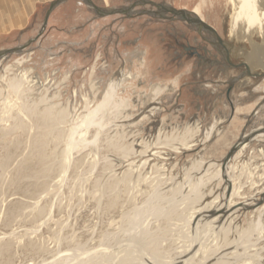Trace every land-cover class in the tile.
<instances>
[{
    "label": "rangeland",
    "instance_id": "rangeland-1",
    "mask_svg": "<svg viewBox=\"0 0 264 264\" xmlns=\"http://www.w3.org/2000/svg\"><path fill=\"white\" fill-rule=\"evenodd\" d=\"M53 1L32 2V7L37 9L31 10L34 14L21 33L0 35V264H80V261H83L81 264H107L89 257L97 255L103 244L114 247L122 243V247L129 234L127 231L135 227L142 230L143 244L149 239L164 237L160 240L163 250L159 253L168 257L173 248L168 241L172 243L182 238L180 226L188 213L186 208L199 201V192L200 195L212 192L206 202L216 197L225 200L226 178L222 176V163L231 147L243 136L251 139L253 131V140L239 150L226 167H231L234 186H241L242 199L235 202L256 198L257 204L264 198V193H259L264 188V130H258L264 128V78L248 80V86L254 91L249 98L233 99V110L225 100L213 102L212 95H206L203 104L189 88L194 81L191 62L178 59L170 50L173 44L161 40L165 38L161 32L168 23L148 15H136L144 6H136L135 15L129 17L105 16L80 0H66L52 9L44 24ZM91 1L100 9H120L140 0ZM149 1L168 3L186 11L198 9L202 19L215 26L226 39L234 32L242 48L235 56L250 59L251 67L258 71L254 56L257 53L264 58L259 48L264 34L250 31L248 39L254 53L245 47L247 37L243 29L247 23L240 0ZM260 8L257 10L254 2L249 12L254 17L257 13L264 18V10ZM182 26L178 21L171 24L181 31ZM178 65L181 69H177ZM122 72L130 78H123L112 100L114 103L123 101V106L118 107L121 116L112 119L115 114L112 109L103 114L104 129L98 134L99 138L94 137L98 130L93 126L85 136L84 131L77 133L74 138L83 134L88 145L73 148L70 165L64 169L67 137L72 136L76 117L85 103L91 109L100 103L112 79ZM206 77L212 76L207 73ZM161 84L166 85V89L151 103V92ZM202 84L207 85V89L213 88L209 81ZM44 107L57 109L53 112L55 116L61 110L64 116L68 114L50 136L43 135L35 123L43 117L39 113ZM153 107L156 110L152 113ZM122 116L137 121L128 130L160 153L158 168L163 172L148 171L145 178L149 179L140 186L132 182L114 191L111 187L115 180H106L107 175L102 178L110 172V164L109 161L102 163L101 158L107 156L108 160L114 155L107 150V144L115 130H123L115 127L121 124ZM123 132L125 134V130ZM39 135L46 136L45 154L51 156L54 163L45 178L44 188L37 185L41 181L32 178L33 172L40 173L42 169L34 150V139ZM43 136L37 138L38 141ZM102 165L107 170L104 173L100 171ZM200 165L202 170L208 167L209 180L206 187L199 188L195 181L205 174L198 172ZM187 171L194 177L197 188L190 198L187 196L185 200L178 192L151 198V183L156 176L164 175L167 181L180 183ZM125 182L131 184L129 179ZM261 207L248 206L240 213L236 241L247 243L248 252L243 255L245 260L238 264H264V208ZM156 210L160 212L154 214ZM131 221L134 225L129 229ZM143 228L151 235H146ZM160 231L165 234L161 235ZM231 234L228 233L229 240L233 238Z\"/></svg>",
    "mask_w": 264,
    "mask_h": 264
},
{
    "label": "bare ground",
    "instance_id": "bare-ground-1",
    "mask_svg": "<svg viewBox=\"0 0 264 264\" xmlns=\"http://www.w3.org/2000/svg\"><path fill=\"white\" fill-rule=\"evenodd\" d=\"M240 1H241L240 7L243 8L242 13L248 14V12L246 11V8H244V7H248V3L245 0H240ZM256 1L259 3L261 8L264 10V0H256ZM249 8H251V7L249 6ZM194 13L202 19L198 9H195ZM251 16H252L251 13H249L248 19L246 20L247 25L250 27L249 31H251V34H252V31H253V34L256 31V32H258L257 34L261 35L263 33V30H264L262 19L257 15H256V17H254V16L251 17ZM252 29H254V30H252ZM249 35H250V33H249ZM255 55L259 56V54H257V53ZM124 75H125L124 72L118 73L116 76L117 78L116 79L113 78L112 81L110 82V84L108 85V87L105 91V95H104V97H102L103 100L100 103L95 104V107L92 109H91L90 105L85 103V106L83 107L82 112H80L81 114L76 117V120L74 119L75 120V123H73L74 128L72 127V130H71L72 136L67 137V138H69V142L67 143V148L65 151V159H64V167H63L64 169H67L70 165L71 150L75 147H80V146L82 147V146L87 144L86 141L88 139L87 140L85 139V137H84L85 133L88 132L89 129L93 126V127H96V129L98 130V133L94 137H98V134L100 133V131L104 129L103 114L109 113V111L112 109V111H114V113H115L113 116H111L112 119H116L119 115L121 116L122 112L118 111V107L123 106V104H124L123 101H120V102L118 101V103H114L112 100L115 98L116 91L118 90L119 86L121 85L123 78H125V77L130 78V75H127L128 77L124 76ZM164 89H166V85L163 86L161 84V85H159V87L157 89H155L151 92V99H150L151 103H155L158 100L157 98L162 94ZM46 93H47V91H46ZM48 100L49 99H47V101ZM54 109L55 108H53V107L52 108L51 107H44V109L39 113L40 116H43V117L39 118L35 121V123L38 126H40V127H38L39 131H41L43 135L48 134V136H50V134H52L54 132V130L56 129L57 124H59L58 122L62 123L63 121H65L66 117H68L67 116L68 114H66L64 116V114H63L64 110L59 111L57 116H55L53 114ZM55 110H57V109H55ZM155 110H156V107H153L152 113L155 112ZM33 113H35V112H33ZM126 113H127V110H126ZM61 115H63L62 118L60 117ZM120 120H121V124L115 125V127L116 128L120 127L121 129L125 130V134H124L123 130H115V133L111 136V138L109 139L108 144H107V146H108L107 150H109L110 152H113L114 155L111 156V158L108 160L106 159L107 156L101 158L102 163L109 161L108 163L110 164L108 167V169H110V172L103 174L102 178L105 179L106 175H107L106 180L111 179V178L115 180L113 187L110 186L111 188H113L114 191L117 189L118 186L124 187V184H125V187H126L127 185H132V182L137 184L138 186H140L141 183H144L147 181V179H149V178H147V179L145 178L146 174H148V171H153L152 173H155V174L156 173L159 174V173L163 172V171L160 172L161 168H158L159 167L158 165L160 164V161H159L160 153L158 151H156L155 148L151 147V145H148L147 142H145V143L141 142V140H140L141 138L138 139V137L136 136L137 134L132 135V133H130V131L128 130V129L134 127L135 126L134 124L137 123V121H135V119L133 117L131 118L130 116L129 117L128 116L127 117L122 116L120 118ZM140 120H142V119H140ZM108 129H110V128H108ZM93 130H94V128H93ZM105 130L107 131V129H105ZM83 131H84V136H83V134H80L79 137L74 138V136L77 133L83 132ZM69 133H71V132H69ZM43 135H39V136L35 137V139H34V145H35L34 150H35V152H37V163H39L41 165L42 169H41L40 173L35 174L33 172V175H32V178H34V180L36 182L41 181L40 184H37L41 188H44V186L47 185L45 178L47 177L49 172L52 170V167L54 165V163L51 159V156H49V155L47 156L45 154L44 147L47 146L48 142L47 143L44 142V138L46 136H43ZM70 135L71 134H69V136ZM41 136H43V137L38 141L39 137H41ZM208 136H209V134H208ZM158 137L159 136H157V139L159 140L160 137L159 138ZM258 137L263 138V135H261V136L258 135ZM95 140L93 141L94 144L97 143V141H95ZM179 141H181V140H179ZM50 142H52V140ZM186 143H187V141H186ZM94 144H92V146ZM98 144H99V142H98ZM245 146H243L242 148H244ZM108 155H110V154H108ZM102 166H103V169L101 168L100 171L103 170V173H104V171H107V170H104L105 169L104 165H102ZM230 168L231 167H226L225 170H223V171L221 170L222 176L224 177V179L226 178L224 189L227 191L228 187L231 188V193L229 194V197L225 198V200H224V198H222L221 200H218V198L216 197L214 199L212 198L213 200L206 202V197L212 195V192L210 191L206 195H204V194L200 195L201 192H199L200 194L198 195V197L201 196V198H197V200L199 199V201L196 202V204H191L188 207V209L186 208V212H188V213L185 212L186 214L184 217L183 224H181V226H180V228H183L182 238L180 240L178 239V241H173L172 243L170 241H168L170 243L169 244L170 248L173 247L172 252L167 254L168 257H163L159 253V251L163 250L161 245H160V242H161L160 240H164L165 239L164 237L162 239H160V238L149 239V241L147 243L143 244L141 242L142 230H135L136 229V227H135L134 229L132 228L131 230L127 231V232H129V234L127 235L128 237H127L126 241L123 243L122 247H121L122 243L119 245H115L114 247L112 245L104 246V244H103V245H101L103 247L102 248L100 247L101 249L99 248L100 250L98 251V254L94 255V256H90L89 259L91 260V258H94V259L99 258L101 262H106L107 264L108 263L109 264H134V263L137 264L138 262L140 264H143L144 261L148 262L147 264H236L237 262L241 261L242 259H244L243 255H247L248 248L245 245L247 243H243L241 241H236L237 238H236L235 233H237V229L240 227V226H238L239 225V219H240V217H242L240 215V213L243 210L247 209L248 206L255 205L256 204L255 202L257 201V199L252 198L251 200H248V202L247 201H243V202H238V201L235 202L234 201L235 199H238V200L242 199V198H240L241 197V194H240V187L241 186L239 188H237V186H234L235 185V178L231 174ZM121 169L122 170L124 169L123 172H121ZM200 171H203L205 173L204 174L205 178L203 176L202 177L198 176L200 178L197 179L196 181L194 180L196 183H199V186H198L199 188L203 187L205 185L207 186V181L209 180L208 176L206 174L208 172V167H206V168L204 167L202 170L201 165H200L198 172H200ZM221 172H220V175H221ZM163 176H161V177L156 176V178H154L153 182L151 183V185H153L152 186L153 187V196L151 198H153V197L160 198L162 195H164L166 193H171V194L176 193L177 194V192H178L179 195L183 196V199H185L187 196L189 197L190 194L197 192L196 185L194 184V181H193L194 177L192 175H190V172L185 174V178H183V182L181 179L180 183L172 181V180L169 182V181H167V179L163 178ZM127 179H129L131 181V184H127L125 182ZM101 181H102V179H101ZM102 184H103V182H102ZM108 185H109V183H108ZM99 186H100V184H99ZM198 191H199V189H198ZM201 191H202V189H201ZM100 192H101V190H100ZM259 193H264V188ZM179 195L177 198H179ZM111 196H113V195H111ZM104 197H106V195ZM194 198H196V196ZM194 198H192V199H194ZM194 200L197 201L196 199H194ZM112 204L114 205V203H112ZM261 208H264V204ZM158 212H160V211L156 210L153 213L157 214ZM139 213L140 212H138V215H140ZM253 213H254V211H253ZM255 214H256V212H255ZM154 217H155V215H154ZM162 217H164V216L162 215ZM157 218H159V215ZM133 223H134V221L130 222L129 229L131 228L130 226L134 225ZM156 229H159V228H156ZM167 229L169 230V228H167ZM161 230L164 231V229H161ZM170 230H172V229H170ZM163 231H160L159 233L161 235H164L165 233ZM143 232L145 233V232H147V230H145L143 228ZM177 233H176V235H177ZM228 233H232L231 235L233 238L231 240L228 239ZM145 234L149 235V236L151 235V233L150 234L145 233ZM174 240H176V239H174ZM152 244H155V245L150 247ZM82 262L83 261H80L79 263L81 264Z\"/></svg>",
    "mask_w": 264,
    "mask_h": 264
},
{
    "label": "flooded vegetation",
    "instance_id": "flooded-vegetation-1",
    "mask_svg": "<svg viewBox=\"0 0 264 264\" xmlns=\"http://www.w3.org/2000/svg\"><path fill=\"white\" fill-rule=\"evenodd\" d=\"M245 1L248 3V7H245L248 10V14L250 13L249 9H253L254 2L256 9L259 10L260 5L257 1ZM156 4L166 7L168 10L173 8L168 3ZM141 5L144 6L145 9L137 11L136 15H148L154 20L168 23V25H165L166 29L163 28L161 32V36L165 35V38H162L161 40L165 42V44H173L171 45V48H169L178 56V59L185 58L191 62L190 73L194 81L190 83L189 88H191V94L197 96L196 99H198L199 102L204 104L207 100L205 98L206 95H212L213 102L219 103L225 100L229 104L230 108L233 109V99L237 98V101H239L241 99L243 100L251 97V93L254 90L248 86V83H250L248 80H259L264 78L258 76L264 72L262 71V68H264V58L262 56H254L255 63L259 66L257 69L258 71H255V69L251 67L250 59L236 57L235 53L237 51H241L242 48L240 47V43H238L236 35L233 31L232 34H226L228 36L226 39L224 34L222 33L223 35H221L215 26L206 23L203 19V22L207 26L211 27L215 33L202 25L191 22V19L194 18V11L176 9L185 10L188 13L186 18H182L172 15L163 8H155L148 4H138L137 6ZM249 6L251 8H249ZM136 8H134L133 11H135ZM248 14H244L245 23L248 19ZM133 15L135 14L133 13ZM256 15L258 14L256 13ZM261 17L260 18L262 19L264 26V18L262 15ZM177 21L183 25L182 31L181 29L178 30L177 28L175 29L171 27L172 22ZM249 28L250 27L247 25L243 29L245 36L247 37L244 38V45L248 48V50L254 53L252 44L248 39V36H250ZM231 40L235 43L232 44ZM259 48L263 53L262 55H264V39H261ZM177 69H181V66L178 65ZM207 73H210L212 77L207 78ZM207 81L211 82L213 86L212 89H207L208 86L202 84Z\"/></svg>",
    "mask_w": 264,
    "mask_h": 264
},
{
    "label": "water",
    "instance_id": "water-1",
    "mask_svg": "<svg viewBox=\"0 0 264 264\" xmlns=\"http://www.w3.org/2000/svg\"><path fill=\"white\" fill-rule=\"evenodd\" d=\"M64 0H56L54 1L53 3H51L46 15H45V21H44V24H46L47 22V19L49 17V14L50 12L52 11L53 8H55L56 6L60 5ZM82 1L83 3H85L86 5L88 6H91L96 12L100 13V14H103L105 16H114V15H122V16H130L131 14H133L135 11L134 8H136V6L138 4H148L152 7H155V8H163L165 11L171 13L172 15L174 16H177V17H182V18H186V15L188 14L185 10H176V9H166V7L162 6V5H159V4H156L152 1H148V0H140L139 2H135L133 3L132 5L130 6H127V7H123V8H120V9H100L98 7H96L93 2H91V0H80ZM194 18L191 19V22L193 23H196V24H199V25H202L204 27H206L207 29H209L210 31H212L213 33H215V31L207 26L202 19L199 18L198 15L194 14L193 16ZM258 76H261V77H264V72L262 74H259ZM233 110V109H232ZM258 130H264V128H260ZM254 132V131H253ZM253 132L250 134L251 135V139L250 138H247L245 136L242 137L241 140H239L236 144H234L231 149L228 151V153L226 154V157L222 163V167H221V170H225L226 168V165L227 163H229V161H231V159H233L234 155L245 145H247L251 140H253L254 136L253 135ZM231 193V188L228 187L227 188V191H226V198L229 197V194ZM264 204V198L259 201L256 205V207H260V206H263Z\"/></svg>",
    "mask_w": 264,
    "mask_h": 264
},
{
    "label": "crops",
    "instance_id": "crops-1",
    "mask_svg": "<svg viewBox=\"0 0 264 264\" xmlns=\"http://www.w3.org/2000/svg\"><path fill=\"white\" fill-rule=\"evenodd\" d=\"M30 1L31 0H16L14 2H8L0 0L1 37L11 36L12 34H17L18 32L21 33L20 30L23 28V26H26L28 24L29 18L34 14L33 11L31 12V10L33 9L36 11L37 9L36 7L33 8L31 3L34 1L46 0H33L31 2ZM65 1L66 0H64L62 3H64Z\"/></svg>",
    "mask_w": 264,
    "mask_h": 264
}]
</instances>
